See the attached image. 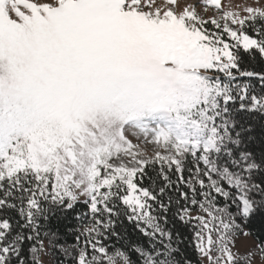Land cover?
Returning <instances> with one entry per match:
<instances>
[{
	"label": "snow or ice",
	"instance_id": "1",
	"mask_svg": "<svg viewBox=\"0 0 264 264\" xmlns=\"http://www.w3.org/2000/svg\"><path fill=\"white\" fill-rule=\"evenodd\" d=\"M257 256L264 0H0V264Z\"/></svg>",
	"mask_w": 264,
	"mask_h": 264
},
{
	"label": "rangeland",
	"instance_id": "2",
	"mask_svg": "<svg viewBox=\"0 0 264 264\" xmlns=\"http://www.w3.org/2000/svg\"><path fill=\"white\" fill-rule=\"evenodd\" d=\"M223 2L227 5V4H232V5H236L239 3H244L245 0H223ZM253 243L252 239L247 240L246 242L241 243L240 245H238L240 247L241 252L244 251L245 247H251ZM253 264H264V259H261L259 256L255 257L253 259Z\"/></svg>",
	"mask_w": 264,
	"mask_h": 264
}]
</instances>
